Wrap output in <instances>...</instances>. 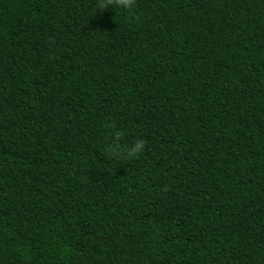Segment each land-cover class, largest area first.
I'll return each instance as SVG.
<instances>
[{
  "label": "trees",
  "instance_id": "trees-1",
  "mask_svg": "<svg viewBox=\"0 0 264 264\" xmlns=\"http://www.w3.org/2000/svg\"><path fill=\"white\" fill-rule=\"evenodd\" d=\"M98 2L0 0V264H264V0Z\"/></svg>",
  "mask_w": 264,
  "mask_h": 264
},
{
  "label": "clouds",
  "instance_id": "clouds-1",
  "mask_svg": "<svg viewBox=\"0 0 264 264\" xmlns=\"http://www.w3.org/2000/svg\"><path fill=\"white\" fill-rule=\"evenodd\" d=\"M135 4L136 0H99L98 9L103 10L108 8L109 5H114L115 12L121 10L125 12H131ZM121 134L122 133L119 130H116L113 131L111 135L118 141ZM145 144L146 142L144 139L134 138L130 144H110L107 150L117 158L122 157L126 160H132L143 154Z\"/></svg>",
  "mask_w": 264,
  "mask_h": 264
}]
</instances>
